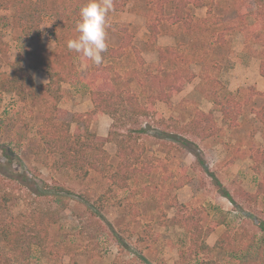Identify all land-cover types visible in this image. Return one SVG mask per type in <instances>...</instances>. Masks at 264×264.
Here are the masks:
<instances>
[{"label":"rangeland","instance_id":"rangeland-1","mask_svg":"<svg viewBox=\"0 0 264 264\" xmlns=\"http://www.w3.org/2000/svg\"><path fill=\"white\" fill-rule=\"evenodd\" d=\"M122 1L113 0L108 47L103 63L95 65L67 48L78 36L75 25L85 0H0V72L9 75L22 53V68L32 82L47 83L37 59L24 52L42 47L57 50L67 73L55 104L21 99L0 85V188L16 197L7 208L0 205V220L29 212L38 198L58 210L47 248L33 245L25 260L13 258L10 264H235L234 252L259 259L264 252L263 2ZM28 84L23 80L22 88ZM115 88L123 96L133 93L141 104L151 96L150 114L132 120L124 101L115 120L99 113L89 129L97 138L110 131L131 137L125 144L138 157L135 176L124 187L108 178L121 160L119 137L103 144L104 174L91 167L100 161L90 150L83 158L88 176L57 169L39 135L42 114L48 109L73 133L85 127L73 122V115L94 108L91 93ZM192 122L200 124L198 135L182 130ZM37 191L42 195L36 197ZM85 194L92 205L102 196L99 215L87 212ZM185 212L195 213L203 231L217 223L198 240L210 250L189 249V234L175 217ZM224 232L234 238L235 251L214 248ZM0 264H6L2 257Z\"/></svg>","mask_w":264,"mask_h":264},{"label":"trees","instance_id":"trees-1","mask_svg":"<svg viewBox=\"0 0 264 264\" xmlns=\"http://www.w3.org/2000/svg\"><path fill=\"white\" fill-rule=\"evenodd\" d=\"M127 0H123L124 4ZM184 1V0H180ZM257 3H262L264 5V0H256ZM118 7V6H116ZM178 7V6H177ZM23 10V7H20ZM126 44L122 43L119 51L125 47ZM1 50H4L1 47ZM27 54H32L36 59V68L41 69L49 76V81L45 84H35L32 82L30 74L26 73L21 65V60L23 57L22 53H18L11 64L12 72L7 75L4 72H0V85H5V89L15 91L21 99L31 96L34 100H40L45 102V100H51L54 102L59 101L61 98L60 83L64 79V74L66 70L64 63L58 60V52L56 49L46 50L40 47L37 51L32 48L26 49L24 51ZM113 53V51H112ZM122 54V53H121ZM66 59V58H65ZM67 60V59H66ZM62 69H59L60 66ZM96 75L92 74V77ZM97 78V77H95ZM23 80H28L29 84L26 88H22ZM162 92L159 93L161 95ZM91 99L94 108L90 111L82 114L73 115V122H83L85 124L84 128L75 127V131L71 133L69 129V123L63 120L57 119L52 113L45 109V114H42L43 124L39 127V135L46 146L53 155H55V164L59 170H73L76 171L78 177L82 178L88 176L89 168L85 167L83 158L87 154V150H90L92 155L97 156L99 163L94 160V163H90L94 171L104 174L105 168L107 166L106 158L108 157L107 152L103 149V144L106 140H111L118 138V148L117 154L120 156V161L117 163V168L108 176L111 182L118 187H124L128 184V180L134 177L137 167H135L136 157L134 147L125 144L126 140L130 141L128 135L123 136L119 133L109 132L107 137H98L95 132L89 129V124L92 120L96 119L99 113H109L116 119V115L119 112V104L126 101L128 104L123 107V110L128 113V116L132 120H135L139 116L149 115L152 109L151 96H149L148 103L141 104L137 100V96L133 93H126L125 96L122 95L118 88L115 91H93L91 93ZM45 96V97H44ZM160 97V96H159ZM47 98V99H45ZM203 114L201 113V116ZM75 116V117H74ZM120 118V117H119ZM118 119V117H117ZM185 126V125H184ZM185 132H193V134L198 135V129L200 128L199 123H189L187 127H182ZM125 137V138H122ZM187 139H182L186 141ZM262 185V184H261ZM177 185V187H179ZM260 186V185H259ZM147 186L146 188H148ZM261 187V186H260ZM36 197L42 195L41 192H34ZM223 196H225L230 202H233L229 194L223 191ZM86 197L81 198L82 201L87 203V212L94 217L99 215L100 210L103 207L102 196L99 197L97 204L94 202L92 205L89 202V194H85ZM15 195L9 191H2L0 188V205L3 208L8 207V203L14 200ZM42 201L38 198L35 201V206L29 210V212H22L16 216H11L5 221V219L0 220V257L5 259L6 264H10L11 259L14 258L15 261L19 262L25 260L26 254L33 245L37 246L39 249L44 251L48 243L50 242V228L57 221L58 216L56 206H53L51 202L45 201L46 203H41ZM186 215H180L177 213L176 223H179L189 234V249L196 250L198 253L200 251H207V245L205 242L198 243V240L202 236H206L217 223L211 224L205 228L203 231L202 225L199 223L200 219H195L193 215L195 213H186ZM88 220V219H87ZM86 220V221H87ZM93 218L91 222H94ZM261 230H264V221L260 223ZM229 235L228 232L222 233L218 241L215 243L214 248H220L223 250L235 251L234 238ZM233 242V243H232ZM196 251V252H197ZM233 254V260L235 264H264V252L260 251L259 259H244L246 257H239L235 252ZM13 264V263H12Z\"/></svg>","mask_w":264,"mask_h":264},{"label":"clouds","instance_id":"clouds-1","mask_svg":"<svg viewBox=\"0 0 264 264\" xmlns=\"http://www.w3.org/2000/svg\"><path fill=\"white\" fill-rule=\"evenodd\" d=\"M113 10V0H85L79 9L75 30L78 36L67 41L69 51L90 60L95 65L103 63L107 50V17Z\"/></svg>","mask_w":264,"mask_h":264},{"label":"crops","instance_id":"crops-1","mask_svg":"<svg viewBox=\"0 0 264 264\" xmlns=\"http://www.w3.org/2000/svg\"><path fill=\"white\" fill-rule=\"evenodd\" d=\"M44 72V71H43ZM44 82H47V80H45ZM228 200V199H227ZM232 213H233V211H232ZM230 215H232V214H230Z\"/></svg>","mask_w":264,"mask_h":264}]
</instances>
